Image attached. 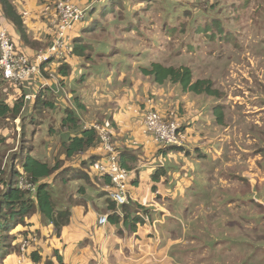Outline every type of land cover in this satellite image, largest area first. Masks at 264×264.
<instances>
[{
  "label": "rangeland",
  "instance_id": "374dc122",
  "mask_svg": "<svg viewBox=\"0 0 264 264\" xmlns=\"http://www.w3.org/2000/svg\"><path fill=\"white\" fill-rule=\"evenodd\" d=\"M42 2L44 6L42 16L37 18L43 26V29L40 30V37L42 40L44 39L47 25L51 29V24L54 27L53 37H51L53 40L59 23L55 7L60 0H42ZM116 2L117 0L97 2L96 8L91 9L86 20L77 26L78 32L83 34L82 37L93 45V49L89 53L92 55V61L84 60L86 63H93L94 65L83 64L81 66L85 69L81 74L85 77L84 82L80 80L82 82H80V86H75L71 84L74 79H70L71 83L66 82L65 86H61L62 77L57 69L58 62L52 63L50 72H45L44 76L41 77V86L49 83L50 87L56 89L58 84L64 96H59L58 109H45L42 112L47 123L35 129L34 139L28 138V141L24 142L25 144H21V119L14 122L0 120V137L5 139L4 145L0 146V167L4 172V177L8 181L10 173L14 169L18 170L20 164L14 158L22 157L20 156V148L22 147L24 150L29 145L36 147L33 149V151H38L36 156L38 154L43 156L44 161L52 165L65 159L58 137L59 133L64 130L62 127V117L65 115L63 109L65 107L73 109L76 106L74 103L75 96L80 99L81 105L85 107L84 112L80 113V124L83 127L95 124L107 130L111 141L113 142L115 139L114 143H117L121 149L134 146L132 142L136 141L131 134L119 136L115 132V127L111 123L113 114L106 117L108 103L105 96L107 90L112 89L110 82H106L109 79L107 74L112 71L114 66V76L111 78L113 80L111 83L120 82L126 87H131L135 82L138 84L139 81L142 82L141 79H145L136 68L137 62L148 65L157 61L165 66L190 67L193 70L195 80L208 79L214 83V87L219 89L222 94L224 93L218 100L207 95L193 93H190L191 98L197 97L210 101L213 99L216 104L223 105L227 122L231 126L226 128L228 131L225 138L227 142L226 146L224 145V153L221 152L219 156V154L212 152L211 159L203 162V169L207 170V176L204 180L210 182L205 192L209 193L210 200L197 202L195 197L192 205L186 211L182 209L186 215L189 210H192L193 214L189 218L181 215L182 218H179L180 222H176V226L181 234L185 226L189 228L188 234L196 244L198 239L204 242L207 254L206 264H264V200L257 202L256 196L252 192L243 193L244 188L251 189L245 182H242V178H248L254 186L252 189L257 193V197L264 198V168L257 161L261 159V156L253 155L259 144L253 141L256 138V131L252 130L251 124H260L261 121H264V111L260 110L262 106L258 104L259 99L264 97V91L254 84V82L263 83L264 87V0H118V5ZM86 5L88 4L85 3L83 7ZM96 20L100 22L99 31L89 34L88 27H92ZM132 23L141 32L135 30ZM50 36L36 48L39 53L46 52L53 44L51 42L49 46L44 48V45L49 42ZM72 48L73 42L71 41ZM18 49L19 52L23 51L19 46ZM253 51H259L261 54H252ZM71 55L70 49L65 50L57 60H62ZM134 57L137 59H133ZM77 58L72 55L71 64ZM122 60H131L132 62V66L127 67L124 74L125 81L120 80L119 62ZM102 66L105 68H101V72L97 74L96 71ZM92 67H94V73L89 71ZM51 73L55 75L54 78L51 77ZM71 73H74V68ZM38 79L33 80L31 85L27 87L33 89L34 86L38 85ZM173 85L175 84H170L169 89L166 90L169 92ZM159 86L152 80H147L145 88L143 85L141 86L140 93L131 91L130 97H134L133 100L137 101L136 106L131 104L127 116L131 123L135 124L133 119L136 117L139 121L144 117L145 101L148 100L154 105L164 103L160 97L152 93V89H159ZM21 92L22 89L4 82L0 84V101H7L12 104ZM181 101L184 100H180V108L173 106L175 112L169 110L164 115L167 120L173 121L178 118L179 121L188 123L184 119L185 108ZM201 113L202 115L209 113V118L214 119L213 106H209L208 111ZM241 114L245 116L244 119L239 117ZM50 126L54 129L51 131H55L57 136L49 132ZM42 127L49 129L46 134H41ZM250 130L252 136H250ZM206 134L209 137L217 136L216 131ZM42 142L44 144H41ZM252 143L254 146L249 148ZM211 148L219 151L218 146H211ZM222 148L220 146V150ZM244 154H249V156L246 157ZM82 160L80 159V161ZM71 164L74 165V163ZM227 166L233 167L227 168ZM243 166L247 170L242 168ZM229 169L231 173L236 175L237 179L234 181L226 178L228 175L225 174V170ZM223 171H225L223 173L225 178L222 177ZM242 172L246 177H241ZM141 176L140 186L130 184V192L134 194L135 199L144 205H148L150 200L146 198L148 194L146 183L150 178L145 170L141 171ZM11 179H13L12 175ZM14 181L16 182V178ZM18 183L21 189L29 193V196L35 195V187L24 177L20 178ZM93 184L98 190L95 192L92 187L86 185V191L94 199L95 195L102 190V185L98 182ZM82 185H85V182H71L67 189L62 190L61 194L64 195L65 199H68L69 194L72 193L74 202L79 205L85 203L84 198H81L79 193ZM222 187H224V192ZM198 192H201V188L198 189ZM179 195H185L187 199L192 197L188 192H178ZM234 195H238L236 200L239 197H246V199L242 204L238 201H231L232 204L228 203ZM178 196L174 198V201L171 198L166 200L169 210H171L170 204L173 202H178L182 208L184 207V202L187 200L184 199L185 197H181L184 201H179ZM201 197L207 198L206 195ZM102 198L107 199V196L104 195ZM256 202L263 203V207H259ZM97 204L106 206L104 200L98 201ZM240 204L242 206L241 214H237L234 212L235 206L238 208ZM37 211L27 216L26 225L20 224L8 234L9 239L6 244L9 247L7 251L1 247L0 264L14 263L16 259L21 258L26 249L28 250V258L32 261V255L35 253L39 256L44 253L53 254V247L57 245L60 246L67 262L76 259L83 251L87 252L89 248L87 243H85V247H80L77 241L68 238L67 231L64 232L63 230L62 238L55 239L54 229L48 227L51 224ZM215 215H222V218ZM150 216L153 221L161 218L160 213L153 211L150 212ZM29 222H31L30 225ZM198 229L205 230V240L198 236ZM97 231L100 230H95V232ZM105 232L111 239L110 245H116L118 236L113 234L109 228ZM90 233L93 234L91 229H88L87 234ZM168 244L170 245V243ZM162 246L163 248L167 246L165 234L163 235ZM197 247H192L194 250H187L194 255L192 258H197L196 251L200 250ZM75 249L77 250L75 251ZM90 250L89 248V253ZM246 252L250 253L251 256ZM91 256L97 257V254L94 253ZM177 264H188V262Z\"/></svg>",
  "mask_w": 264,
  "mask_h": 264
},
{
  "label": "crops",
  "instance_id": "0c3cea01",
  "mask_svg": "<svg viewBox=\"0 0 264 264\" xmlns=\"http://www.w3.org/2000/svg\"><path fill=\"white\" fill-rule=\"evenodd\" d=\"M75 3L84 6L86 3L82 0H73ZM80 2V3H78ZM42 0H13V4L15 5L17 11L23 16V23L26 26V31L28 35V39L30 40L31 44H26L21 36L19 35L18 31L15 27L9 23L6 19H2V25L7 29L11 38L15 41L17 45H19L29 56H34L38 52L36 49L41 45L42 42H45V39L49 35H53L54 27L50 24V28L47 25V31L44 39H41L40 30L43 29V26L40 24V20L37 18H41L42 16V9L44 6L42 5ZM118 5V0H117ZM46 6V5H45ZM1 12V11H0ZM1 16V15H0ZM30 30V31H29ZM32 33V34H31ZM32 35V36H30ZM51 36L49 42H47L44 46L46 48L50 45ZM253 38V36H252ZM40 41V42H39ZM252 54H261L259 51H253ZM263 58V57H262ZM133 59H137L134 57ZM251 61V59H250ZM155 62V61H153ZM120 63V80L125 81V72L127 67L132 66L131 60H122ZM254 63V62H253ZM71 64V62H70ZM83 64L94 65L93 63H86L83 58H77L73 60L71 66L74 68L75 77L71 83V80H67L71 84L75 86L79 85L80 82L85 80L84 75H81L82 72L85 71L81 66ZM134 64V63H133ZM138 66L136 67L139 69L142 64L137 62ZM97 68V67H96ZM101 68H105V66L99 67L96 71L97 74L100 73ZM110 71L107 76L106 82H110L112 85V89L107 90L106 94V101H107V111L106 117L109 114H113V118L115 119L116 127L115 132L122 136V134H131V136L135 139L136 142H132L133 152L127 149L128 152L133 153L136 161L134 164V168L129 170L132 172V181L131 184L135 186H140L141 184V171L145 170L147 175L149 176L150 180L146 183L148 187V194L146 198L150 200L148 205H144L142 202L134 198V194L129 191L130 198L132 199L133 203H138L139 205L143 206L149 214V221H145L142 224H137L134 228L126 227L123 216H121V220L117 224H109L107 226H99L89 228L84 225L82 222V216L79 214L80 211H77L76 215H73L72 223L70 226L65 227L61 230L59 236H55V239L61 237L62 232H68V238L77 241L81 246L89 247L91 252L89 253V248L87 252H82L76 259H71L68 262L66 261L62 250L59 245L55 246L60 249L61 254L63 255L64 263L65 264H177L179 262H188V264H206L207 263V254L205 250L204 242L201 240H197V244L193 238H191L188 234L189 228L186 226L182 229V234L178 230L176 226V222H180L179 218L181 215L186 216L187 218L192 215V210L188 211L186 215L184 212L192 205L193 199L196 197L197 202H201L204 200H210L209 193L205 192L206 187L209 185V180H204L207 176V170L204 168V161L209 160L210 155L212 152L221 154L224 153V145L226 146L227 140L226 134L229 126V122H227L226 113L224 112V124H220L217 121V117L215 115V107L221 106L220 103L216 104L213 99L210 100H203L198 99L197 97L191 98L190 92H184L179 85H173L170 91L166 90L169 89L170 84L159 86L157 85L151 77H145V79H141L138 84L135 82L132 84L131 87H126L123 83L115 82L114 84L111 83L113 80L111 79L113 75V70ZM91 73H94V67L90 68L89 70ZM80 74V75H79ZM142 76V75H140ZM84 77V78H82ZM144 77V76H142ZM111 79V80H110ZM81 80V81H80ZM152 80L157 86L160 88H153L152 93L156 96L160 97V99L164 102L159 104H155L159 112L164 116L170 110V112H175L172 108L176 106L180 108V100L185 108L184 112V119L187 120L188 123H183L179 121L178 118L176 120L183 125H185V129L183 134H181L183 146L176 147V149L170 148L166 151H161L159 147H157L156 143L154 142L153 138L145 131V127L142 120L139 121L138 117L133 119L135 124L131 123L127 118L129 114V109L131 104L136 106L134 97H130L131 91L135 93H140L141 86L143 85L144 88L146 86V81ZM79 81V82H78ZM82 83V82H81ZM254 84L261 88L264 91L263 83H255ZM182 90V91H181ZM143 92L144 89H143ZM138 96V94H137ZM78 98L77 96H75ZM214 98V97H210ZM138 99V98H137ZM215 99V98H214ZM216 104V105H215ZM258 104L261 105L262 111H264V97L263 99H259ZM150 106V102H144V110L148 109ZM213 106V115L214 119L209 118V113H205L202 115L201 112L208 111V107ZM172 108V109H171ZM222 109V108H221ZM200 117V118H199ZM240 118L244 119L245 116L241 114ZM63 118V117H62ZM232 119V118H231ZM46 123H47V119ZM45 123V124H46ZM232 123V122H231ZM43 124V125H45ZM199 124L197 127L196 125ZM252 130L255 132V139L253 140L255 143H258L259 146L256 147V151L253 152V155H260L261 159L257 160L259 165L264 168V154L260 153V150H264V139L261 140L257 137V133L260 132L264 135V121H261L260 124L251 123ZM42 125V126H43ZM87 128V127H86ZM88 129V128H87ZM49 130V129H48ZM48 130L45 127H42L41 134H46ZM211 131H216L217 136L209 137L208 134ZM50 132V131H49ZM56 134V133H55ZM250 136H252L250 130ZM57 136V134H56ZM184 136V138H183ZM191 136V137H188ZM188 137V138H187ZM41 144H44L42 142ZM209 147H208V146ZM211 146H218L219 151L212 149ZM220 146H222V150H220ZM254 146L252 143L249 148ZM45 151V150H44ZM43 151V152H44ZM38 152V151H37ZM102 154V150L100 148H96L89 153L81 154L80 159L89 158L92 156H100ZM246 157L249 154H244ZM262 163V165L260 164ZM233 166H227V168H232ZM247 170L244 166L242 167ZM159 171H163L165 173L164 176L155 180L154 175H157ZM226 171V172H225ZM222 172L228 175L227 179L234 181L236 175L230 172L229 170H225ZM193 172V174H192ZM140 173V174H139ZM244 172L241 173V177H246L243 175ZM193 175V176H192ZM248 186H250L251 190L244 188L245 194L248 191L252 192L253 195L256 196V201L264 200V198H258L257 193L253 191L254 186L252 183L249 182L248 178H242ZM230 181V182H231ZM180 183V184H179ZM224 186V185H223ZM253 187V189H252ZM201 188V192H198V189ZM224 192V187H222ZM105 190V186H104ZM106 191V190H105ZM204 191V192H203ZM178 192L185 193L188 192L189 195H192L190 199H187L185 195L178 196ZM202 195H206L207 198H202ZM179 201H187L184 202V207L182 208L181 204L178 202H173L170 204V209L168 208L167 199L171 198L174 201V198H177ZM238 195H234L232 199L229 200L228 203L232 204L231 201H238L242 202L245 201L246 197H239L237 200ZM181 197H185L184 199ZM95 198V197H94ZM106 200V199H105ZM99 200H96L98 202ZM259 207H263V203H257ZM241 204L235 206L236 210L235 213L241 214L242 206ZM231 206V205H229ZM182 209H185L183 212ZM156 212L161 214V218L157 221H153L150 212ZM101 215H98V220ZM218 218H222V215H215ZM182 218V217H181ZM170 223V224H168ZM110 229L111 232L118 236V243L116 245H110L111 239L108 238L106 235L105 230ZM88 229H93V234H87ZM100 230L95 232V230ZM55 232V230H54ZM103 233V234H102ZM102 234V235H101ZM166 235L167 239V246L163 248V235ZM101 235V236H100ZM100 236V237H98ZM198 236L204 238L205 240V230L198 229ZM98 237V238H97ZM90 239V241H88ZM96 240L97 246L92 247L93 241ZM170 243V245L168 244ZM198 246V247H197ZM92 247V248H91ZM192 247H197L198 251H196V257L192 258L194 255L187 251L188 249L194 250ZM77 249H75L76 251ZM94 253L97 254V257H93ZM247 253V252H246ZM51 254V253H49ZM251 256L250 253H247ZM47 254H43L46 256ZM106 256V257H105ZM249 256V257H250ZM97 258V260H96ZM243 259V258H238ZM19 260V258H18ZM17 259L12 264H19ZM247 260V259H244ZM113 261V262H112ZM24 264H29L25 262Z\"/></svg>",
  "mask_w": 264,
  "mask_h": 264
},
{
  "label": "trees",
  "instance_id": "16d2710c",
  "mask_svg": "<svg viewBox=\"0 0 264 264\" xmlns=\"http://www.w3.org/2000/svg\"><path fill=\"white\" fill-rule=\"evenodd\" d=\"M87 2L89 1H86V3ZM0 11V25H2V19H6L15 27L22 40L26 44H31L28 39L26 26L23 23V16L17 11L12 0H0ZM102 12H104L103 9ZM78 25H74L70 29V35L74 38L72 55L90 62L92 61V55L89 53L92 51L93 45L92 43H88V41L82 37L83 34L78 32ZM99 25L100 22L96 20L92 27H88L89 34L98 32ZM132 26L135 30L137 29L140 31L139 28H135L133 23ZM54 39L55 38H53V40L51 39V42H54ZM18 46L19 45H17V48ZM71 56H67L62 60L51 59L50 64L58 62L57 69L62 77L61 86H65L67 80L74 79L75 77V72L71 73L73 70V66L70 64ZM138 70L144 77H151L153 81L160 86L168 83L175 85L178 84L184 92H190L196 95H207L208 97H214L217 100L221 99V96L224 94L214 87V83L208 79L195 80L193 70L187 66H165L164 64L155 61L148 65L140 66ZM46 76L50 79L48 75ZM38 82V85L34 86L33 89L27 87L28 85L25 84L24 87H22V92L19 93L12 104L7 101H0V120L14 122L17 119H21L22 121L20 125L21 144H25L24 142L28 141V138L30 140L31 138L34 139L35 129L46 123L42 112L45 109H58L60 104L58 101L59 96H64L60 87L56 86L55 89L48 85L42 88V80L40 77ZM82 82L84 81L82 80ZM2 83H4V80L0 73V84ZM28 93L37 94L36 99L26 102L24 97ZM74 103L76 106L73 107V109L71 107H65L63 109L65 112V115L62 118V127L64 130L59 133L58 137L61 149H63L62 154L65 156V159L59 160V162H55L52 165L47 161H44L43 156H40L39 154L36 156L37 152L33 151L36 147L29 145L26 150H24V147L20 148L21 158H14L20 165L18 166V170L14 169L12 173H10V179L8 181L4 177V172L0 167V251H2L1 247H4L5 251H7L9 247V245L6 244V241L9 239L8 234L13 229L17 228L18 225H26L28 219L27 216L37 210V212L53 226L49 225L48 227L55 230V236H59L62 229L71 225L73 215H76L77 211H80L79 214L82 216V222H84V225L89 228H92L93 226L97 227L98 215H102L108 210H113L115 212L121 211L126 227L130 228H132V226L135 228L136 224L141 221L138 213L148 212L138 203H130L118 207L110 198L107 197L106 200L102 198L104 195L107 196L104 186L110 184L111 179L109 175L103 176L102 178L98 177L92 169L93 164L100 158V156L96 155L84 158L82 161L77 162V159L80 158L81 154H86L96 148H100L101 138L96 129H87L80 124V113L84 112L85 107L81 105L79 98L75 97ZM144 112L143 124L146 118L147 109H145ZM215 115L217 121L220 124H224L223 107L216 106ZM23 122H25V124H23ZM111 123L113 127H116V121L114 118ZM184 129L185 125L182 126L181 124L179 128L181 134H183ZM51 130H54L52 126H50V133H56ZM145 131L149 133L151 138H153V133L148 132L146 128ZM257 137L261 140L264 139V135L260 132L257 133ZM4 140L5 139L0 137V146L4 145ZM114 141L113 144L118 150L121 167L128 171L133 169L136 162L134 159L137 158L131 153L133 152V146H129L130 148L127 146L124 149H121L117 146V143H114ZM156 145L161 151L167 150L163 148L161 144L156 143ZM126 148L131 152H128L129 150L127 151ZM170 148L173 147H169V149ZM174 148L176 149V147ZM259 152L264 154V150H260ZM71 163H74V165ZM260 164L262 165L261 162ZM11 175L13 179H11ZM164 175L165 173H163V171H159L157 175H154V179L157 180ZM22 177L35 187L34 196H29V193H26V191L19 187L18 181ZM15 178L16 182L14 181ZM74 181L85 182V185H82L79 189L80 196L81 198H84L85 203H81L80 205L73 201L72 193L69 194L68 199H65L64 195L61 194L62 190L67 189L69 184ZM94 182L101 183L102 190L99 191L93 199L88 195L86 185L92 187V190L96 192L98 188L94 187ZM96 200H104L106 206H99ZM121 219L122 218L118 213H114L110 217L113 224H117ZM30 224L31 222H29V225ZM91 231L94 232L93 229H91ZM94 246H97L96 240L92 243V247ZM42 256L35 253L32 255V259L39 264H65L63 255L55 246L53 247V254Z\"/></svg>",
  "mask_w": 264,
  "mask_h": 264
},
{
  "label": "built area",
  "instance_id": "2783aa9c",
  "mask_svg": "<svg viewBox=\"0 0 264 264\" xmlns=\"http://www.w3.org/2000/svg\"><path fill=\"white\" fill-rule=\"evenodd\" d=\"M98 1L91 0V4L83 7L73 0H60L55 7V13L59 23L54 42L46 52L36 54L33 58L27 53L19 52L7 29L3 25H0V73L4 82L22 89L25 84L31 85L33 80L43 77L44 72H50L49 63L51 59L60 58L65 50L70 49L72 51L71 41L73 42L74 39L70 35L72 26L83 23L90 10L94 8L95 3ZM50 75L53 78L55 77L53 73ZM48 85L49 83H46L41 87L43 88ZM57 87H59L58 84ZM36 97L37 94L28 93L24 99L27 102L36 99ZM144 125L148 132L153 133V140L161 144L163 148L169 149V147L183 146L179 131L181 123L176 119L173 121L167 120L152 102H150V106L147 109ZM87 128L96 129L101 138L100 149L102 150V154L93 164L92 169L100 178L109 175L111 183L105 185L108 197L118 207L133 203L129 195L132 172L121 167L117 148L111 141L109 132L95 124ZM139 215L143 221H149L148 214ZM107 221L108 216L100 218L101 225H105ZM27 255L28 250L26 249L18 260L19 264H24L25 262L36 264L29 261Z\"/></svg>",
  "mask_w": 264,
  "mask_h": 264
},
{
  "label": "clouds",
  "instance_id": "9594fccd",
  "mask_svg": "<svg viewBox=\"0 0 264 264\" xmlns=\"http://www.w3.org/2000/svg\"><path fill=\"white\" fill-rule=\"evenodd\" d=\"M86 1H89V2H87L86 4H91V0H86ZM99 1H101V0H99ZM98 1V2H99ZM96 4H97V2L95 3V5H94V8H96ZM88 5H86V6H88ZM254 12H255V10H253ZM255 16V15H254ZM14 41V40H13ZM15 42V41H14ZM16 44V43H15ZM16 47H17V44H16ZM18 49V48H17ZM19 50V49H18ZM22 52H24V53H26L24 50L22 51ZM34 56H32V58H33ZM51 62V61H50ZM52 64V63H51ZM51 64L49 63V67L51 66ZM51 69V68H50ZM7 84V83H6ZM176 85H178V84H176ZM107 197H108V194H107ZM109 198V197H108ZM114 213H118L120 216H123V214L121 213V211H119V212H115V211H113V210H108L106 213H103L100 217H99V220H98V225L99 226H107V225H109V224H112V222H111V220H110V217L113 215ZM139 214H148V212L147 213H145V212H140V213H138V216L140 217V215ZM149 215V214H148ZM103 216H108V221H107V223L105 224V225H101L100 224V218L101 217H103ZM141 218V217H140ZM143 222H145V221H143L142 220V218H141V221L140 222H138L137 224L139 225V224H142ZM137 224H136V226H137ZM29 256L27 255V259L29 260V261H32V260H30L29 258H28ZM32 262H34V263H36V264H39V263H37V262H35V261H32Z\"/></svg>",
  "mask_w": 264,
  "mask_h": 264
}]
</instances>
